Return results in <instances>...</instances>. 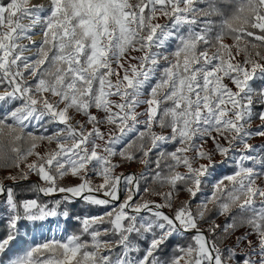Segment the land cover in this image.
Masks as SVG:
<instances>
[{"label":"snow or ice","instance_id":"snow-or-ice-1","mask_svg":"<svg viewBox=\"0 0 264 264\" xmlns=\"http://www.w3.org/2000/svg\"><path fill=\"white\" fill-rule=\"evenodd\" d=\"M0 89V264H264V0H0Z\"/></svg>","mask_w":264,"mask_h":264},{"label":"trees","instance_id":"trees-1","mask_svg":"<svg viewBox=\"0 0 264 264\" xmlns=\"http://www.w3.org/2000/svg\"><path fill=\"white\" fill-rule=\"evenodd\" d=\"M4 2L6 3V2H8V0H4ZM0 90H2V89H0ZM133 165L139 166L137 164H133ZM228 170H230V169H228ZM8 172H11L15 175L17 170L16 169H10L9 170V169L0 168V178H2ZM34 183H37V182H35L32 179L18 180V181H15V182L8 184V186L13 187L18 200L36 198L41 203H48L50 208L54 206L52 201L61 198L62 195L45 197L41 194H38V193L32 191L30 186L33 185ZM185 195L186 194L181 193L179 199ZM156 198L157 197H153L150 194H144V199H156ZM4 199L5 198L3 196H0V238L6 236L7 230H8L7 217H6V215L3 214V207H2V205L4 203ZM178 202L179 201H177V203ZM65 210H67L69 213L68 218L65 219L63 216H60L57 218L59 220L60 225L63 227V229L67 233L75 232L80 227L79 221L74 219V217L91 216V215L99 214L103 211L102 208L87 205L80 199H74V201L72 203L61 204L58 211L62 212ZM19 227H20V232H19L20 239L13 242V244H12L13 252H20L22 249H24L26 246L30 245L31 243H33V242L36 243V241H35L36 238L43 234V227L42 228H36L27 222H21Z\"/></svg>","mask_w":264,"mask_h":264},{"label":"rangeland","instance_id":"rangeland-1","mask_svg":"<svg viewBox=\"0 0 264 264\" xmlns=\"http://www.w3.org/2000/svg\"><path fill=\"white\" fill-rule=\"evenodd\" d=\"M33 2V0H32ZM25 23H27V21H25ZM27 42V41H26ZM257 123H259V121H257ZM262 142V138H256L253 143H256V144H259ZM46 147H55V145H43L42 147H40L39 149H37L38 151H41L43 152L45 150ZM31 159H35V157L31 158ZM23 167V165H22ZM141 168L142 166H136V165H131L130 167H127L126 169H121V171H127V172H131V171H135V172H139L141 171ZM13 174V173H11ZM7 175H9V172L6 173L2 178L0 179H3L4 177H6ZM14 175V174H13ZM29 179H32L34 180L35 182H39L38 181V177H36L35 175L33 176H30ZM6 185L14 182V181H11V180H5L4 181ZM78 181L72 179V178H66L64 181H62L63 184L65 185H72V184H75L77 183ZM94 182L98 183L99 182V179L98 178H94ZM58 195H64V194H58ZM186 198V195L185 196H182L180 199L183 200ZM203 197H201L202 199ZM157 200L159 199L158 197L156 198ZM48 223H50L52 225V229L51 231L49 230V228L47 226L43 227V234L40 235L39 237L36 238V243H39L40 241L44 240V239H49L51 238L52 236H56L57 238H59V236L62 234V233H67L63 227L60 225L59 223V220L58 218H50ZM56 225H59L60 228H59V232L57 231L56 229Z\"/></svg>","mask_w":264,"mask_h":264},{"label":"bare ground","instance_id":"bare-ground-1","mask_svg":"<svg viewBox=\"0 0 264 264\" xmlns=\"http://www.w3.org/2000/svg\"><path fill=\"white\" fill-rule=\"evenodd\" d=\"M46 2H47V0H33V3H46ZM34 39L39 40L40 39V36L37 35V36L34 37ZM24 43H28V41L27 42L24 41ZM29 55H31V53H29Z\"/></svg>","mask_w":264,"mask_h":264},{"label":"water","instance_id":"water-1","mask_svg":"<svg viewBox=\"0 0 264 264\" xmlns=\"http://www.w3.org/2000/svg\"><path fill=\"white\" fill-rule=\"evenodd\" d=\"M42 195V194H41Z\"/></svg>","mask_w":264,"mask_h":264}]
</instances>
